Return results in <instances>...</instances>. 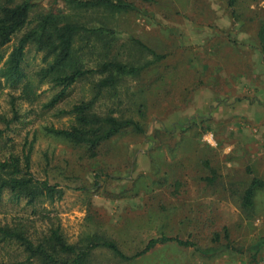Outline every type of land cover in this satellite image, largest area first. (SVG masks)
<instances>
[{"label":"rangeland","instance_id":"obj_1","mask_svg":"<svg viewBox=\"0 0 264 264\" xmlns=\"http://www.w3.org/2000/svg\"><path fill=\"white\" fill-rule=\"evenodd\" d=\"M27 1L26 29L40 16L61 15L107 31L109 58L134 67L154 61L150 51L163 59L99 93L94 112L114 110L142 132L114 136L91 158L86 146L47 130L75 125L66 112L94 96L100 77L77 82L51 107L61 91L41 72L51 58L34 44L26 47L24 77L12 84L0 76V160L20 157L22 146L31 144V173L62 195L30 205L4 191L0 229L24 226L37 236L59 226L68 244L111 241L128 257L161 236L194 245H158L132 260L97 247L88 264H244L264 258V187L250 205L243 202L252 178L264 182V64L250 65L261 56L256 37L264 0H238L235 15L227 0H124L130 9ZM26 29L2 49L0 70ZM101 52L95 41L77 57L85 64L91 57L88 65L94 66ZM207 86L231 110L220 115L217 130L204 113ZM26 256L14 241L0 240V264H23Z\"/></svg>","mask_w":264,"mask_h":264},{"label":"trees","instance_id":"obj_2","mask_svg":"<svg viewBox=\"0 0 264 264\" xmlns=\"http://www.w3.org/2000/svg\"><path fill=\"white\" fill-rule=\"evenodd\" d=\"M143 1L150 2V0ZM237 1L227 0V7L231 10L232 15L236 13ZM71 2L81 7L88 5L107 9H130L133 7L131 3L124 0H72ZM30 8L31 4L27 0L20 2L0 0V60L3 58L2 49L10 43L12 37L31 24L29 19ZM108 34L102 27L87 29L76 21L66 20L64 16L46 14L38 17L35 20V25L24 31L8 55L4 63L5 68L0 70L1 77H5L12 84L18 83L24 77L21 64L24 61L26 47L29 44H34L38 50L46 51V55L51 58V61L48 63V68L41 72H45V76L50 78V82L56 87H61V91L50 101L49 106L51 107L61 101L65 91L77 82L91 77H100V80L95 84L97 91L94 96L87 102L74 105L70 111L66 112V114L72 115L75 125L69 129L49 128L47 130L50 134L73 145L86 146L91 158L96 156L102 143L114 136L128 129L134 132H142V128L137 122L115 116L114 110H109L103 114L94 112L93 107L97 102L99 93L114 87L117 78L139 75L144 69L163 59V56L150 51L155 60L146 63L144 66L134 67L121 63L114 58H109L107 51L108 49L111 50V46L106 39ZM92 37L94 44L91 43ZM256 40L264 63V20L257 30ZM95 41L102 44L103 52L99 55L100 60L97 61V64L89 66L91 57L85 64L79 60L77 54L85 55L86 50L95 46ZM135 44L145 49L141 42L135 41ZM26 147L27 144L25 143L22 146L20 157L10 155L0 160V195L7 190L15 199L24 198L30 205L39 202L42 197L50 200L60 198L62 191L57 189L56 185H50L47 181L38 180L33 176L30 170L32 145L30 144L27 149ZM262 187H264L262 180L252 178L244 191L243 202L250 205L255 191ZM224 237L225 240H228L227 233L224 234ZM0 240L14 241L23 248L27 255L22 262L23 264L32 261H37L39 264H88L90 253L97 247H104L123 260L138 258L157 245L168 242H175L184 247H194L190 242L161 236L150 239L144 248L128 257L111 241L95 242V240L89 239L84 245L68 244L59 226H51L48 234L37 236L30 235L24 226L0 229ZM258 260L260 259H252L244 264H253Z\"/></svg>","mask_w":264,"mask_h":264},{"label":"crops","instance_id":"obj_3","mask_svg":"<svg viewBox=\"0 0 264 264\" xmlns=\"http://www.w3.org/2000/svg\"><path fill=\"white\" fill-rule=\"evenodd\" d=\"M220 29H223V28H220ZM224 31H227V30H224ZM220 32H222V31H220ZM247 49H248L247 50L248 53L252 52L253 55L255 54V50L253 48L248 47ZM258 60H259V62H258ZM261 61H262L261 56L258 59L256 57L253 59V61L250 62V65H252L254 67V69H256V68L258 69L259 65L261 66V64L263 63V62L261 63ZM247 64L249 65V63H247ZM261 68H262V66H261ZM207 88H208V96L206 97V100L204 103V108H205L204 110H206V111H204V113L206 115H210L212 117V119L210 118V121H211L210 123H211L212 127L216 128V130H217L219 128V126H218L219 120L218 119H219L220 115L223 113H227L228 115H231L230 114L231 110H228V109L223 107L222 104H224V103L219 101L220 100V98H219L220 94H217L215 91H212L211 88L208 86H207ZM238 92H240V91H238ZM198 93L200 94V92H196L197 96L199 95ZM221 100H222V98H221ZM239 113L240 112H238V115H239ZM233 114L235 115L236 113L233 112ZM168 243H172V242H168ZM165 244H167V243H165ZM160 245H164V244H160Z\"/></svg>","mask_w":264,"mask_h":264},{"label":"built area","instance_id":"obj_4","mask_svg":"<svg viewBox=\"0 0 264 264\" xmlns=\"http://www.w3.org/2000/svg\"><path fill=\"white\" fill-rule=\"evenodd\" d=\"M253 264H264V258L258 260L256 263H253Z\"/></svg>","mask_w":264,"mask_h":264}]
</instances>
